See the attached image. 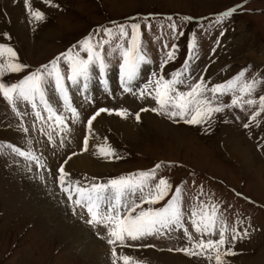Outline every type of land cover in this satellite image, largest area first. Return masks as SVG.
<instances>
[{
    "label": "rangeland",
    "instance_id": "rangeland-1",
    "mask_svg": "<svg viewBox=\"0 0 264 264\" xmlns=\"http://www.w3.org/2000/svg\"><path fill=\"white\" fill-rule=\"evenodd\" d=\"M14 2L15 0H10L9 7L6 2L0 0V43L13 47L18 54L19 62L28 65V68L20 74H6L4 79L8 82H18L23 75L34 71L41 65L48 64L53 58L64 53L73 45H77L78 49V41L90 33L95 38L93 42L107 39L102 32L96 36L95 30L98 26L111 27L110 22L113 21L120 24L124 23L128 17L154 13L157 15L149 21L150 29L147 25L142 24L143 46L151 63L147 64V68L144 65L141 69L137 86L140 85L141 80H148L147 75L156 71V73L160 72L161 62L166 59V54L172 50L173 44L179 45V51L176 53L174 62H169L164 69L166 78L167 74H171L174 70H180L188 52V38L195 35L199 48V55L191 62V71L195 80L204 74L205 80L211 87L236 76L241 70H245L246 76L242 80H251L252 77H256L258 81L253 96L246 98L257 99L260 95H264V84L259 83L264 80V0H53V4L56 5L54 7L46 4L44 0H31L32 9L40 10L45 15V19L39 22L34 19L30 20L24 0H17L16 5L19 4L22 7L20 25L26 32L24 39L19 38L20 35L17 32L19 29H15L17 20L11 10ZM239 4H243V7L238 9L235 14L221 24L214 23L216 14ZM168 15L173 16V20L177 24V31L183 30L185 36H173L172 30L168 27L172 21L163 19ZM181 15L193 17L192 22L182 24L179 20ZM5 33L10 39H5L3 35ZM117 42L114 40L112 46L114 47ZM213 49H215L214 53ZM107 50L106 46L105 52ZM84 58H86V54H84ZM108 59L112 69L115 68L117 62H120L118 53ZM62 67L66 76L67 68L63 63ZM144 68L145 70H143ZM108 72L115 73L113 70ZM95 80L97 81V79ZM98 83V91L85 94L86 97H92L91 100L79 97L77 101L75 100L76 102L74 101L73 106L77 107L80 113V120L76 123L72 122L70 112H64L62 102L59 103V106L55 103V97L51 95L54 89L52 87L48 89L51 103L58 113L65 115L69 129L67 132H61L53 122L51 131L54 143H49L47 135L40 132L41 122L36 120L29 105L18 104L21 111L28 113L23 118V122L29 132L23 133L18 128L21 118L15 116L11 111V106L0 97V145L3 146L0 147V264H15L17 259L20 260V253H16V250L28 248L30 246L29 243H26L28 240L37 241L34 235L36 233L34 224L27 216V210L21 209L19 201L15 199L18 194L20 197L24 194L25 200L30 196L25 182L29 179L40 181L41 184H44L43 181H50L57 192L56 194L59 192L64 198V205L69 208L70 216L89 227L94 236H99L107 242V229L103 225L97 227L88 225L86 221L89 217L86 209L74 207L73 203L67 199V194L60 190L57 169L73 152H76L77 155L72 158L87 155L104 168L94 173L95 175L71 171L67 169L69 160L65 167V170L70 174L69 180L73 182L79 180L81 184L86 182L106 183L109 179L138 171H148L157 163L161 164L152 183L158 182L160 178H166L173 185V191L176 186L182 188L181 207L185 214V227H188L197 240L199 237L190 223L192 211L199 210L201 204L218 205L217 214L224 218L229 232L233 227L241 231L247 228L249 231L248 237L236 243L234 248L236 254L225 258V264H264V186L244 168L243 161L234 157L232 150L226 148L225 145L229 136L235 138L234 141L241 140L240 142L251 150L255 161H258L264 168V150L257 147L258 144L264 146V113H261V116L257 117L248 129L243 126L244 123L249 122V117L258 111V104L252 107L245 105L243 111L239 108L225 109L223 113L216 114L214 122L210 127H207V130H205L206 126L186 125L183 122L173 123L152 111L140 112L141 118L150 113L149 115L157 122L169 125L172 131L163 135L158 134L153 119L147 123H143L141 119L137 122L135 119V113L139 112L142 107H156L153 99L150 97L141 99L139 95L133 94L128 96L130 93L121 95L120 86L113 92L104 93L101 83ZM111 84L109 83V90L112 88ZM69 86L73 87L70 84ZM136 89L134 88V91ZM229 100L230 95L223 98L225 103ZM119 105H124V108L132 115L122 120L114 114L102 113L96 119V121L99 120L98 124L95 123L96 121L93 122V131L89 134V140L93 138L94 132L98 133L97 136L99 135L98 137L101 139L97 144H89L88 150L91 151V154H88V151H79L83 148L81 139L87 131L86 118L99 106L109 109ZM41 112L46 120L47 113L42 109ZM106 116L116 118L115 121L120 122L121 125L124 121L128 122L129 120L128 123L135 125L138 139L134 141L125 137L122 134L121 125L100 123L101 117L106 119ZM33 124L36 125L35 129H33ZM109 124L110 126H108ZM44 127L45 133H47L49 129L46 125ZM29 139L32 140L33 151L37 155L43 154L46 161L45 168L33 166L29 171L27 162L23 158L16 157L7 147L11 143L13 146H20L23 150H27ZM62 139L64 147L59 148ZM98 146L110 147L120 159L109 161L96 155ZM260 171L261 177L264 178V169ZM23 174L26 176L25 178ZM85 178L87 179L85 180ZM93 178L97 179L93 180ZM258 183L260 187L257 186ZM53 194L55 195V193ZM170 196L171 192L165 201L153 205V207H162ZM144 207L146 208L148 205L145 204ZM14 208L15 210H13ZM12 211H16V213L13 214ZM17 213H20L19 217H16ZM77 214L82 215L85 219L78 217ZM241 221L243 223H240ZM172 236L173 239L164 236L151 237L136 242L127 241L123 246L119 243L114 246L107 243L110 248L108 260L110 264H113L114 260L117 261V264H124L120 256L128 255L132 258L129 264H170L169 257H164L168 255L186 258L183 260L187 262L193 260V264H215L214 260L209 261L203 256H189L183 252L169 251V248L191 247L183 237V229L176 231ZM213 238H218V229L217 236ZM145 244H152L154 247H144ZM40 246L42 250L43 248L47 249L42 243ZM113 247L118 253L116 257L112 255ZM61 252L67 253L63 246H51L49 255L45 259L43 258V264H87L86 259L78 261L77 257L65 262L61 257ZM149 252H153V254H149Z\"/></svg>",
    "mask_w": 264,
    "mask_h": 264
},
{
    "label": "snow or ice",
    "instance_id": "snow-or-ice-1",
    "mask_svg": "<svg viewBox=\"0 0 264 264\" xmlns=\"http://www.w3.org/2000/svg\"><path fill=\"white\" fill-rule=\"evenodd\" d=\"M44 2L49 6H56L53 4V0H44ZM24 4L30 20L34 19L39 22L45 19L42 11L32 9L31 0H24ZM242 7L243 4H239L216 14L214 23H223ZM156 15L154 13L143 16L137 15L128 17L124 23L110 22L111 27L98 26L95 30L96 36L102 32L107 39H99L93 42L95 38L90 33L78 41V49L77 45H73L64 53L53 58L48 64L41 65L34 71L23 75L18 82H8L4 77L6 74H20L28 68V65L19 62L18 54L13 47L0 43V97L11 106V111L15 116L21 118L18 128L23 133L29 132L23 122V118L28 113L21 111L18 104L30 105L32 114L37 121L41 122L40 132L47 135L49 143H54L51 131L53 122L61 132H67L69 129L65 115L58 113L50 102L48 89L50 87L54 89L56 96L63 103L64 112H70L72 122L76 123L80 120V113L77 107L73 106L69 84L82 86L78 90L87 92L94 70L98 69L99 82L104 91L109 92L107 74L110 70V63L108 58L118 53L120 58L119 81L123 92L136 95L134 88H138L141 99L150 97L155 101L156 107L141 108L139 112L135 113L137 122L141 119L140 112L152 111L166 117L173 123L183 122L186 125L206 126L205 130H207V127H210L214 122L216 114L223 113L225 109L239 108L243 111L245 105L252 107L258 104V111L254 112L249 117V122L243 125L245 129H248L250 124L261 116V113H264V95H260L257 99L246 98L253 96L258 83L257 78L242 80L246 76V71L241 70L236 76L211 87H209V82L205 80L204 74L195 80L191 71V62L199 55L195 35L188 38V52L180 70H174L171 74H167L166 78L164 69L169 62H174L176 53L179 51V45L173 44L172 50L167 52L166 59L161 62L160 72H154L142 87L136 85L142 65L151 63L143 46L142 24L147 25L150 29L149 21L154 19ZM163 19L172 21L168 27L172 30L174 37L177 35L185 36L183 30L177 31V24L172 15ZM179 20L182 24H189L193 17L181 15ZM3 35L5 39H10L7 33ZM114 40L118 42L113 47ZM106 46L108 50L105 52ZM74 49L77 50L74 51ZM214 52L215 49H213ZM84 54H86V58H84ZM62 63L67 68L66 76ZM259 83L264 84V80L259 81ZM227 95H230V100L225 103L223 98ZM41 109L47 113L46 120L42 116ZM102 113L114 114L122 119H127L132 115L127 109L101 107L96 110L86 118L87 131L83 137L82 152L88 151L89 134L93 131V122ZM45 125L49 129L47 133H45ZM35 128L36 125L33 124V129ZM27 143L29 146L27 150H23L20 146H13L11 143L7 147L16 157L23 158L27 162L29 171L32 170L33 166L45 168L46 161L43 154L37 155L33 151L31 139ZM0 147L3 146L0 145ZM58 147H64L63 139ZM257 147L264 150V146L260 144ZM95 154L109 161L120 159L110 147L98 146ZM75 155H77L76 152L71 153L57 169L60 190L67 194V199L73 203L74 207L86 209L89 217L86 221L88 225L93 227L103 225L107 229V243L109 245L114 246L119 243L123 246L127 241H143L151 237L167 236L169 239H173L172 234L183 229V237L191 247L169 248V251L183 252L189 256H203L209 261L214 260L215 264H225L226 257L236 254L234 251L236 243L249 236L247 228L241 231L233 227L229 232L224 218L217 214L218 205L201 204L199 210L194 209L190 217L191 226L199 237L197 240L188 227H185V214L181 207L182 188L176 186L173 191V185L166 178H160L158 182L152 183L157 170L161 168L159 163L154 165L151 170L138 171L126 176L121 175L118 178L109 179L106 183L86 182L81 184L79 180L74 182L69 180L70 174L65 170V165ZM96 179L93 178V180ZM170 192V198L162 207H153V205L165 201ZM145 204L148 207L145 208ZM217 229L218 238L214 239L213 237L217 236ZM143 246L154 247L152 244ZM112 255L114 257L118 255L115 247L112 248ZM120 259L124 264H129L132 258L128 255H122ZM113 264H117V261L114 260Z\"/></svg>",
    "mask_w": 264,
    "mask_h": 264
},
{
    "label": "bare ground",
    "instance_id": "bare-ground-1",
    "mask_svg": "<svg viewBox=\"0 0 264 264\" xmlns=\"http://www.w3.org/2000/svg\"><path fill=\"white\" fill-rule=\"evenodd\" d=\"M16 1L17 0H15L14 6H12V9H11V10H13V13L15 14L14 17L17 20L15 29H17V30L19 29V31H17V32H19V35H20L19 38L21 37L24 39L25 38L24 33H26V32L20 25V11H21L22 7H20L19 4L16 5V3H18ZM3 2H6V4L10 7V3H9L10 0H3ZM23 39H20V40H23ZM39 45H40V43H39ZM46 48H47V46H46ZM144 65H146V68H147V64H144ZM144 65H142L141 69L143 68ZM110 70L114 71V69H112V68H110ZM143 70H145V68ZM94 78L97 79V77L95 75H94ZM94 78H92L91 82L89 83L87 92H82V91L78 90L79 88H81V86H79V85L73 86L71 88L69 86V91H70L72 103H74L75 100L77 101L79 97L85 98L86 97L85 94L88 95V94H91L92 92H95L97 90V86L99 85V83H98V79L96 81ZM107 79H108V83H112L111 84L112 88L109 90V92H113L115 89L117 90L116 85H115V80H119V77L117 79H115V73H109L108 72ZM138 82H139V78L136 81V83H138ZM114 85H115V88H114ZM101 87L103 88L102 84H101ZM103 90H104V88H103ZM54 93L55 92L52 90V94H54ZM49 97H50V94L48 91V98ZM91 98L92 97L87 96L86 100H91ZM49 100H50V98H49ZM95 101H96V99H95ZM89 106H90V104H89ZM149 114H145L142 116L141 120L143 123H147V122L151 121V119H153ZM115 120H117V119L106 116V119H105V117H101L100 123L105 124V125L107 123H110L114 126L121 125V124H119L120 122L117 123ZM98 122H99V120H97L95 123L98 124ZM124 122L121 125L122 130H123L122 134L125 137H128L129 139H132L134 141L136 139H138L139 136L137 135L138 133L136 134L137 131H136L135 125H133L132 123H128L129 120H128V122L127 121L125 123ZM154 122H155L154 124L156 125L155 127L158 130V134L161 133L163 135H167V133L170 132L171 128L169 125H166L164 123H159L156 120H154ZM110 124L108 126H110ZM115 129H117V128H115ZM11 133H12V131H11ZM155 133H157V132H155ZM97 134H96V132L93 133V138L89 140L90 141L89 144H91V143L97 144L98 143V141L101 138L98 137L99 135L97 136ZM182 135H184V134H182ZM182 137H184V136H182ZM234 140H235V138H233L232 136H229L226 140V143H225L226 148H229L230 150H232V155L236 158L241 159L243 161L242 165L244 166V168H246L248 172L252 173L258 181H261V184L264 186V178L261 177V171H260L261 169H264V168L260 165V163H258V161H255L254 156L251 155V150H249L242 142H240L241 140L240 141H234ZM79 151H81V150H79ZM88 152H89L88 154H91V151L88 150ZM65 167H66V165H65ZM102 167L103 166H100V164L98 165V163H96V160L91 159L90 156H87V155L74 157L69 161V163L67 165L68 170L78 171V172H82V173H88L90 175H93L94 173H97L100 170H103L104 168H102ZM25 177L26 176L24 175V178ZM29 180H32V179H29ZM29 180H27V181L25 180V182H26V187H28V189H29L28 192H29L30 196H28L27 200H25L26 197L24 196V194H22L21 197L18 194V196L15 199H17L19 201V203H20L19 206L21 207V209L24 210V208H25L27 210L26 214L29 217L31 223L34 224V232L36 231V233L34 235L37 238V241L32 242L31 240H28L26 242V243H29L28 245H30L28 248L22 249L20 247L21 249L16 250V253H20V260L17 259L15 264H41V263L43 264L44 263L43 260L45 259V257L47 255H49L48 252H49L50 247L54 246V245H56L57 247L63 246L65 248L67 253L61 252L62 253L61 257H62L63 261H65V262H68L70 259H73V258L75 259V257H77L76 259L78 261H80V260L83 261L86 259L87 264H110V262L108 260V255H109L108 252L110 251V248L107 246V242L105 241V239H101V237H99V236H94V233H92V231L90 230L89 227H87L86 225H84L83 223L78 221L77 219L70 216L69 208L64 205L65 204L64 198L61 196V194L59 192H58V194H56L57 192L53 188L50 181H43L44 184H41L40 181H36V180L29 181ZM50 184H51V186H50ZM257 186L260 187L259 183ZM52 192L55 193V195H57V196L55 197V195ZM50 193H51V195H49ZM11 199H12V197H11ZM13 210H15V208ZM12 213L14 214V213H16V211H12ZM19 215H20V213L19 214L17 213L16 217H19ZM77 215H78V217L85 219L82 215H80V214H77ZM27 221H29V220H27ZM16 226H18V225L16 224ZM41 243L43 246H46L47 249L43 248V250H42L41 246H40ZM43 253H46V254L43 255ZM149 254H153V252H149ZM164 257L165 258L169 257L168 259L170 260V264H193V262H192L193 260L187 262V261L183 260L186 258H180L179 256L171 257L168 255H165Z\"/></svg>",
    "mask_w": 264,
    "mask_h": 264
}]
</instances>
